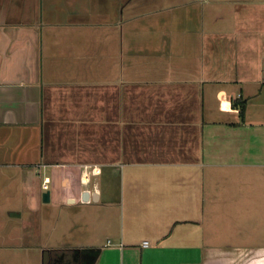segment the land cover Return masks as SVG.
<instances>
[{"label": "crops", "instance_id": "crops-1", "mask_svg": "<svg viewBox=\"0 0 264 264\" xmlns=\"http://www.w3.org/2000/svg\"><path fill=\"white\" fill-rule=\"evenodd\" d=\"M32 262L264 264V0H0V264Z\"/></svg>", "mask_w": 264, "mask_h": 264}, {"label": "rangeland", "instance_id": "rangeland-1", "mask_svg": "<svg viewBox=\"0 0 264 264\" xmlns=\"http://www.w3.org/2000/svg\"><path fill=\"white\" fill-rule=\"evenodd\" d=\"M225 25H227L228 26V28H229V26H230V22L229 23H226L225 22ZM53 209H59L57 206H55ZM87 212L90 214L89 215V221H88V219L86 218V219H84L83 218V216L84 215H80V218H79V220H81V221H83V220H85L86 222H87V224H89V223H92V224H94V225H99L101 222L103 223V220L101 221L99 218H100V214L98 213V212H96V211H94V210H87ZM55 218H56V222H59V221H57V220H59V218L60 217H63V218H65V220H67L68 219V215H60V216H57V213L55 212ZM37 216H39V215H37ZM26 220H30V219H32L33 218V220H36L38 217H34V215H31L30 216V214L28 213L26 216ZM39 217H41L42 218V216H39ZM86 217V216H85ZM35 221H33L32 222V224L30 225V227L33 225V223H34ZM61 223V222H60ZM33 263V262H32ZM31 263V264H32ZM33 264H36V263H33Z\"/></svg>", "mask_w": 264, "mask_h": 264}, {"label": "trees", "instance_id": "trees-1", "mask_svg": "<svg viewBox=\"0 0 264 264\" xmlns=\"http://www.w3.org/2000/svg\"><path fill=\"white\" fill-rule=\"evenodd\" d=\"M234 108H236L240 111V114L242 117L245 116V111H246V103L245 102L234 104Z\"/></svg>", "mask_w": 264, "mask_h": 264}, {"label": "water", "instance_id": "water-1", "mask_svg": "<svg viewBox=\"0 0 264 264\" xmlns=\"http://www.w3.org/2000/svg\"><path fill=\"white\" fill-rule=\"evenodd\" d=\"M49 197H50L49 192H46V193L44 194V196H43L44 202H48V201L50 200Z\"/></svg>", "mask_w": 264, "mask_h": 264}, {"label": "built area", "instance_id": "built-area-1", "mask_svg": "<svg viewBox=\"0 0 264 264\" xmlns=\"http://www.w3.org/2000/svg\"><path fill=\"white\" fill-rule=\"evenodd\" d=\"M45 189H47V185L44 186ZM144 246H149V243L148 242H144Z\"/></svg>", "mask_w": 264, "mask_h": 264}]
</instances>
